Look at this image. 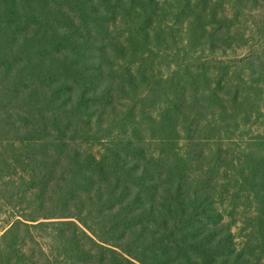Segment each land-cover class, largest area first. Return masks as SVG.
Wrapping results in <instances>:
<instances>
[{"label":"trees","instance_id":"1","mask_svg":"<svg viewBox=\"0 0 264 264\" xmlns=\"http://www.w3.org/2000/svg\"><path fill=\"white\" fill-rule=\"evenodd\" d=\"M162 3L0 0V264H264V0H172L165 81Z\"/></svg>","mask_w":264,"mask_h":264},{"label":"rangeland","instance_id":"2","mask_svg":"<svg viewBox=\"0 0 264 264\" xmlns=\"http://www.w3.org/2000/svg\"><path fill=\"white\" fill-rule=\"evenodd\" d=\"M166 2H168V6H166V4H161V6L163 7V9L161 11H159L157 17H155V25H153V28L156 29L157 26H160V29L162 27V31L157 29V33L159 36L158 39V43L154 42V47L152 50V54H149V50L148 49H144V51L149 54V56L151 57V61L154 65L153 67V75H155L157 78H159L162 81H165L167 79V77L170 75V77H174L177 78V74H175V66L178 62V60L172 55V52L178 51L179 52V57L181 60L183 61L184 59V53L183 50L185 47H181L178 45L179 42V38H177L176 42L174 44H169L167 43V40L164 38L165 35H163V33H167V31H169L168 29H165L164 26H168L169 28L173 27V33L174 35L177 37L179 34V32L176 30L177 28H179V21H181L183 19V14L181 15H176L174 12H180V10L175 9V11H173L172 8H170L169 5H172V7L177 8V4L176 3H172V0H164ZM122 16L121 14L119 15ZM172 33V34H173ZM167 36V34H166ZM169 43H171L172 41H168ZM160 48V49H159ZM203 51L201 52L200 50ZM160 50V51H159ZM137 53H135L136 55V59H133L135 61L139 60L141 54L140 51H136ZM140 54V55H139ZM230 55V54H229ZM169 56V57H168ZM168 57V58H167ZM192 60H195L196 57L201 58V62L202 64L206 63V46H200L198 47L197 51H196V55L193 56L191 55ZM206 65H204L205 67ZM200 73H203V70L200 71ZM144 85H141V88H143ZM160 87V86H159ZM179 124L184 125L185 122H183L182 120H179ZM201 138L206 139V134H204V136H201ZM194 142H197L198 139L196 137H192L191 140L186 141L184 139V135H182L181 137V144H192ZM202 144L204 142H201ZM4 209L1 207L0 205V227L2 226L1 220L3 218V220H6V216H5V212L3 211ZM239 228H241V225H237Z\"/></svg>","mask_w":264,"mask_h":264}]
</instances>
